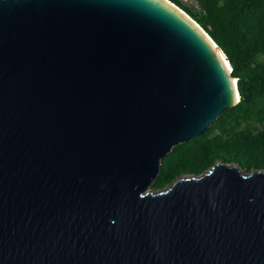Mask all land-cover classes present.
Masks as SVG:
<instances>
[{
	"label": "water",
	"instance_id": "95a60500",
	"mask_svg": "<svg viewBox=\"0 0 264 264\" xmlns=\"http://www.w3.org/2000/svg\"><path fill=\"white\" fill-rule=\"evenodd\" d=\"M217 49L168 0H0V264H264V169L152 188L240 100Z\"/></svg>",
	"mask_w": 264,
	"mask_h": 264
},
{
	"label": "trees",
	"instance_id": "16d2710c",
	"mask_svg": "<svg viewBox=\"0 0 264 264\" xmlns=\"http://www.w3.org/2000/svg\"><path fill=\"white\" fill-rule=\"evenodd\" d=\"M190 16L227 57L240 100L200 136L161 160L153 189L199 176L217 160L244 172L264 169V0H168Z\"/></svg>",
	"mask_w": 264,
	"mask_h": 264
},
{
	"label": "rangeland",
	"instance_id": "374dc122",
	"mask_svg": "<svg viewBox=\"0 0 264 264\" xmlns=\"http://www.w3.org/2000/svg\"><path fill=\"white\" fill-rule=\"evenodd\" d=\"M185 5L191 7V8H197V3L195 0H181ZM219 160H217L215 163H217ZM214 163V164H215ZM229 165V164H228ZM229 166H235V165H229ZM210 169V168H209ZM184 176V175H183ZM186 176H193V175H186ZM182 177V176H181ZM157 190H154L156 192Z\"/></svg>",
	"mask_w": 264,
	"mask_h": 264
},
{
	"label": "bare ground",
	"instance_id": "6f19581e",
	"mask_svg": "<svg viewBox=\"0 0 264 264\" xmlns=\"http://www.w3.org/2000/svg\"><path fill=\"white\" fill-rule=\"evenodd\" d=\"M216 51L219 53V55L222 57L223 61L225 62L226 67H227V70L230 71V68H229V65H228V63H227V60H226V58L224 57V55L222 54V52H220V50H218V49H217Z\"/></svg>",
	"mask_w": 264,
	"mask_h": 264
},
{
	"label": "snow or ice",
	"instance_id": "6c2138e0",
	"mask_svg": "<svg viewBox=\"0 0 264 264\" xmlns=\"http://www.w3.org/2000/svg\"><path fill=\"white\" fill-rule=\"evenodd\" d=\"M239 99V96H237V100Z\"/></svg>",
	"mask_w": 264,
	"mask_h": 264
}]
</instances>
